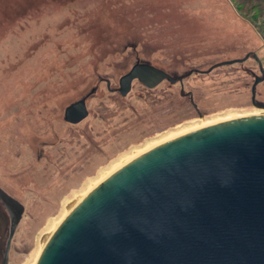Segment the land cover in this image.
<instances>
[{
	"label": "rangeland",
	"instance_id": "rangeland-1",
	"mask_svg": "<svg viewBox=\"0 0 264 264\" xmlns=\"http://www.w3.org/2000/svg\"><path fill=\"white\" fill-rule=\"evenodd\" d=\"M137 63L182 80L123 96ZM262 67L264 0H0V187L25 208L8 264H35L69 210L143 151L264 115ZM82 99L88 116L66 121ZM11 222L0 199V264Z\"/></svg>",
	"mask_w": 264,
	"mask_h": 264
},
{
	"label": "water",
	"instance_id": "water-1",
	"mask_svg": "<svg viewBox=\"0 0 264 264\" xmlns=\"http://www.w3.org/2000/svg\"><path fill=\"white\" fill-rule=\"evenodd\" d=\"M136 79L182 80L137 63L120 80L123 96ZM87 116L85 99L65 111L70 123ZM0 199L12 220L8 264L25 208L1 187ZM36 264H264V115L195 129L127 162L67 214Z\"/></svg>",
	"mask_w": 264,
	"mask_h": 264
},
{
	"label": "bare ground",
	"instance_id": "bare-ground-1",
	"mask_svg": "<svg viewBox=\"0 0 264 264\" xmlns=\"http://www.w3.org/2000/svg\"><path fill=\"white\" fill-rule=\"evenodd\" d=\"M136 80H137V79H136ZM136 80H134V81H136ZM134 81H133V82H134ZM138 81H139V80H138ZM133 82H132V87H133ZM86 107H87V104H86ZM256 116H260V115H256ZM209 125H210V124H207V125H205L204 127L209 126ZM190 131H193V130H189V131H187V132H190ZM187 132H185V133H187ZM183 134H184V133H183ZM181 135H182V134H181ZM179 136H180V135H179ZM175 137H177V136L171 137V138H169V139H172V138H175ZM169 139H167V140H169ZM155 146H156V145H155ZM153 147H154V146H153ZM153 147H152V148H153ZM148 150H150V149H148ZM148 150H146V151H148ZM146 151H143V152L140 153L139 155L143 154V153L146 152ZM139 155H138V156H139ZM123 165H124V164H123ZM123 165H121L120 167H122ZM120 167H119V168H120ZM119 168H118V169H119ZM118 169H117V170H118ZM114 172H115V171H114ZM111 174H112V173H111ZM111 174H109V175H111ZM109 175H108V176H109ZM108 176H107V177H108ZM107 177H106V178H107ZM106 178H105V179H106ZM105 179H104V180H105ZM102 181H103V180H102ZM102 181H101V182H102ZM101 182H98V183L95 185V187H96L97 185H99ZM95 187H94V188H95ZM1 188H2V187H1ZM2 189H3V188H2ZM3 190H4V189H3ZM7 193H8V192H7ZM8 194H9V193H8ZM9 195H10V194H9ZM10 196H11V195H10ZM85 196H86V195H85ZM85 196H84V197H85ZM84 197H83V198H84ZM77 204H78V203H77ZM77 204H76V205H77ZM76 205H75V206H76ZM75 206H74V207H75ZM74 207H73V208H74ZM73 208H72V209H73ZM72 209H70L69 212H70ZM69 212H68L67 214H69ZM67 214H66V216H67ZM66 216H64V218H65ZM64 218H63V219H64ZM63 219H62V220H63ZM62 220H61V221H62ZM61 221H60V222H61ZM60 222L58 223V225L60 224ZM58 225H57V226H58ZM57 226H56V228H57ZM56 228H55V229H56ZM55 229H54V230H55ZM54 230H52V231L48 234L47 238L43 241V245H42L43 248H44L45 244L47 243L48 239L50 238V236L52 235V233L54 232ZM9 255H10V253H9ZM35 264H36V263H35Z\"/></svg>",
	"mask_w": 264,
	"mask_h": 264
}]
</instances>
